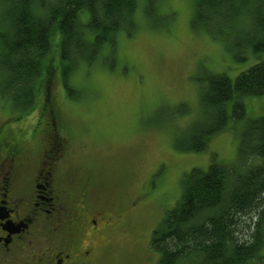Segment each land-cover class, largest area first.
Returning a JSON list of instances; mask_svg holds the SVG:
<instances>
[{
    "label": "rangeland",
    "instance_id": "rangeland-1",
    "mask_svg": "<svg viewBox=\"0 0 264 264\" xmlns=\"http://www.w3.org/2000/svg\"><path fill=\"white\" fill-rule=\"evenodd\" d=\"M135 2L134 16L126 30L117 31L114 46L106 40L97 56L80 60L67 79L51 36L43 63L47 80L38 76L35 103L22 114L2 94L0 66V143L16 142L27 153L43 149L40 125L49 109L40 106L51 85L49 105H57L70 138L64 169L81 180L97 179L94 208L104 211L105 220L98 218L97 230L84 239L98 248L93 264H155L151 233L179 199L183 176L192 168L205 172L211 165H231L243 126L264 116V95L243 96L244 114L209 135L204 150H181L198 123L203 129L213 125L201 124L208 76L233 81L264 59V51H236L232 36L224 43L196 27L194 0ZM78 18L85 23L88 13ZM31 128L38 130L29 138Z\"/></svg>",
    "mask_w": 264,
    "mask_h": 264
},
{
    "label": "trees",
    "instance_id": "trees-1",
    "mask_svg": "<svg viewBox=\"0 0 264 264\" xmlns=\"http://www.w3.org/2000/svg\"><path fill=\"white\" fill-rule=\"evenodd\" d=\"M135 3L0 0L3 96L17 113L25 112L35 103L38 76L47 80L43 63L48 60L51 36H55L61 76L67 79L80 60L94 59L106 40L114 46L117 31L126 30L134 16ZM82 11L88 13L85 23L78 18ZM193 20L224 43L232 36L236 51H264V0H194ZM207 80L201 124L213 125L203 129L196 127L198 123L190 130V143L181 150H204L209 135L220 131L230 117L244 114L243 96L264 95V59L233 81L218 74ZM182 181L179 199L151 233L155 264H264V116L243 126L231 165H211L205 172L192 168Z\"/></svg>",
    "mask_w": 264,
    "mask_h": 264
},
{
    "label": "flooded vegetation",
    "instance_id": "flooded-vegetation-1",
    "mask_svg": "<svg viewBox=\"0 0 264 264\" xmlns=\"http://www.w3.org/2000/svg\"><path fill=\"white\" fill-rule=\"evenodd\" d=\"M50 86L40 106L49 109L40 125V153L0 143V264H93L98 250L84 242L97 219L105 220L94 208L97 179L64 169L70 138L57 105H49ZM37 130L31 128L29 138Z\"/></svg>",
    "mask_w": 264,
    "mask_h": 264
}]
</instances>
